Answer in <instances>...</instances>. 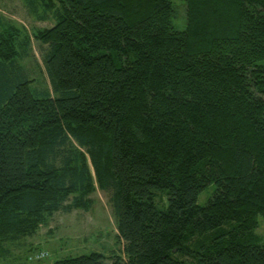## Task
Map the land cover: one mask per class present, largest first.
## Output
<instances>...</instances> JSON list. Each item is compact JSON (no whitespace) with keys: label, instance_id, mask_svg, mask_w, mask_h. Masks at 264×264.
Here are the masks:
<instances>
[{"label":"trees","instance_id":"obj_1","mask_svg":"<svg viewBox=\"0 0 264 264\" xmlns=\"http://www.w3.org/2000/svg\"><path fill=\"white\" fill-rule=\"evenodd\" d=\"M22 1L54 24L0 13V249L101 189L123 242L113 264H264V0H185L184 29L173 0ZM33 38L51 88L23 64Z\"/></svg>","mask_w":264,"mask_h":264},{"label":"rangeland","instance_id":"obj_2","mask_svg":"<svg viewBox=\"0 0 264 264\" xmlns=\"http://www.w3.org/2000/svg\"><path fill=\"white\" fill-rule=\"evenodd\" d=\"M173 23L178 29H184L187 23L185 0H173ZM0 13L5 17L24 25L30 32L36 27H50L54 20L39 21L30 14L22 0H0ZM33 51L23 62L35 84L51 88V82L44 64V52L47 45L33 38ZM215 192L211 184L203 190L198 203L205 205ZM113 190L97 189L92 198L94 204L89 211L75 209L71 212L59 211L53 214L47 225L29 237L16 242H6L0 249V264H52L55 260L70 255L89 253L93 250L106 254L107 262L113 264L115 256L123 255V242H119L118 216L113 201ZM156 204L164 209L167 202L162 203L160 196ZM226 224L208 232L206 241L229 228ZM256 233L264 241V219L259 218ZM38 250H45L48 256L42 260L30 259ZM125 258V257H124Z\"/></svg>","mask_w":264,"mask_h":264},{"label":"built area","instance_id":"obj_3","mask_svg":"<svg viewBox=\"0 0 264 264\" xmlns=\"http://www.w3.org/2000/svg\"><path fill=\"white\" fill-rule=\"evenodd\" d=\"M48 256V252L45 250H38L36 251L30 259L34 260H42Z\"/></svg>","mask_w":264,"mask_h":264}]
</instances>
